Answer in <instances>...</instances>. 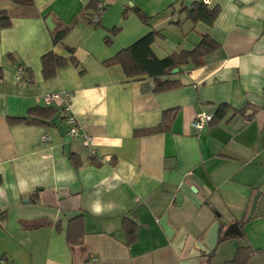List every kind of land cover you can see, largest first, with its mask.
I'll list each match as a JSON object with an SVG mask.
<instances>
[{"label":"crops","instance_id":"0c3cea01","mask_svg":"<svg viewBox=\"0 0 264 264\" xmlns=\"http://www.w3.org/2000/svg\"><path fill=\"white\" fill-rule=\"evenodd\" d=\"M195 1L107 0L92 24L95 0H0L10 20L0 26V264H226L240 247L252 250L246 264H264V0H203L219 9L211 25L180 12ZM152 31L158 58L203 35L218 48L161 77L179 83L164 91L105 64ZM67 47L80 67L44 78L42 56L68 58ZM61 92L88 144L45 106ZM36 108L35 121L10 122ZM201 113L213 119L196 130ZM233 224L243 235L223 237Z\"/></svg>","mask_w":264,"mask_h":264},{"label":"trees","instance_id":"16d2710c","mask_svg":"<svg viewBox=\"0 0 264 264\" xmlns=\"http://www.w3.org/2000/svg\"><path fill=\"white\" fill-rule=\"evenodd\" d=\"M18 5H32V0H11ZM95 7V5H94ZM135 12L144 21H148V17L135 9ZM180 12L184 13L185 19L190 20L192 23L203 22L207 25H211L216 19L219 9L214 7L210 9L203 0H196L189 7L182 5ZM10 25V20L5 12H0V26L8 27ZM70 27H62L54 31L52 41L54 44L61 42L64 37L68 34ZM158 32L152 31L143 38L136 41L131 46L121 50L114 57L107 60L105 64H119L128 79H140L144 77H152L155 80L156 91L170 90L178 86L177 81L165 80L162 81L161 77L168 75L173 69L179 68L181 65L187 64L191 61L194 66H199L203 63V57L207 54L213 52L218 48V43L212 40L209 36L203 35L200 43L194 47V49L182 50L170 54L164 58H158L152 51L151 45L157 37ZM106 43L109 39H105ZM68 52L71 54L70 57H62L53 52H48L44 54L41 58L42 62V73L44 78H51L55 75L58 68H61L68 63L76 67H80V62L73 55L74 49L67 47ZM82 73V69H80ZM1 75V70H0ZM225 106L221 105L219 111H224ZM39 109H33L30 112V116L25 118H15L10 120L11 123H31L35 121V114ZM34 113V114H33ZM44 113V112H43ZM34 115V116H33ZM33 116V117H32ZM160 126L159 129H164ZM126 231L128 232V240L131 242L134 238V226L131 224L124 225ZM243 235V231L240 233V237ZM72 243L71 240H69ZM78 240H75L76 243ZM213 253L208 255V262ZM252 255V250L249 247H240L237 249L235 257L226 264H246Z\"/></svg>","mask_w":264,"mask_h":264},{"label":"built area","instance_id":"2783aa9c","mask_svg":"<svg viewBox=\"0 0 264 264\" xmlns=\"http://www.w3.org/2000/svg\"><path fill=\"white\" fill-rule=\"evenodd\" d=\"M107 0H95V7L93 9L92 14L89 17V21L92 24H97L100 20V17L105 9V4ZM17 78H22L24 74V69L19 67L17 69ZM43 102L45 106H57L61 113V118L63 123L66 126V133L71 139L82 138L85 143H89L91 138L85 134L82 130V127L74 114L71 112L70 108V95L65 92L61 93H51L47 94L43 97ZM213 119V115L201 113L196 116V118L192 122L193 128L196 130H201L207 124H209ZM47 139V137H44Z\"/></svg>","mask_w":264,"mask_h":264},{"label":"water","instance_id":"95a60500","mask_svg":"<svg viewBox=\"0 0 264 264\" xmlns=\"http://www.w3.org/2000/svg\"><path fill=\"white\" fill-rule=\"evenodd\" d=\"M257 199H259V196H257L255 201H257ZM262 200L263 199L260 198L259 204H260V201L262 202ZM259 204H258V206H259ZM259 214H260V212H258V211L254 212L253 211L250 216H252V215L258 216ZM160 224H161L163 230L165 231V233L167 234V236L170 237V229L168 228V226H166L165 218L161 219ZM218 230H219V223L216 222L215 224H213L210 227V229H209V231L207 233V241H206L207 247L201 246V248L203 250H205L207 253L212 251L214 249V247L216 246V244H217V241H218ZM235 231L237 232L238 235H240L241 232H240L237 224H233L232 226H229V228L224 232L223 237H228V236L232 235Z\"/></svg>","mask_w":264,"mask_h":264}]
</instances>
